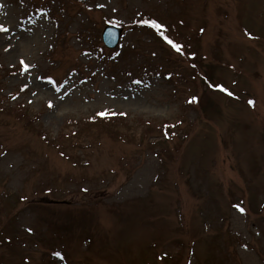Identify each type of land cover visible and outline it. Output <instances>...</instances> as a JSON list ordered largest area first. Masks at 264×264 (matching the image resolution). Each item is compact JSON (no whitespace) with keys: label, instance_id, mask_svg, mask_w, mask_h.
Instances as JSON below:
<instances>
[{"label":"rangeland","instance_id":"1","mask_svg":"<svg viewBox=\"0 0 264 264\" xmlns=\"http://www.w3.org/2000/svg\"><path fill=\"white\" fill-rule=\"evenodd\" d=\"M0 25V264H264V0H0Z\"/></svg>","mask_w":264,"mask_h":264},{"label":"water","instance_id":"2","mask_svg":"<svg viewBox=\"0 0 264 264\" xmlns=\"http://www.w3.org/2000/svg\"><path fill=\"white\" fill-rule=\"evenodd\" d=\"M121 30L113 27L107 26L105 27L102 33V39L104 43L109 47H114L117 44L118 38L120 36Z\"/></svg>","mask_w":264,"mask_h":264},{"label":"snow or ice","instance_id":"3","mask_svg":"<svg viewBox=\"0 0 264 264\" xmlns=\"http://www.w3.org/2000/svg\"><path fill=\"white\" fill-rule=\"evenodd\" d=\"M145 23H148L147 21L145 22ZM152 23V26L153 27H159V25H157L154 21L153 22H151ZM0 30H6V29H3V26L2 25H0ZM167 39V38H166ZM168 43L169 44H172V46L177 50V51H180V48H181V46L180 45H177V44H173V42L171 41V40H168ZM21 63L23 64V61H21ZM25 67H27V66H25ZM229 94H231V93H229ZM249 103L250 104H252V103H254L253 101H249ZM241 211H243V209H240ZM57 255H59V253H57Z\"/></svg>","mask_w":264,"mask_h":264}]
</instances>
